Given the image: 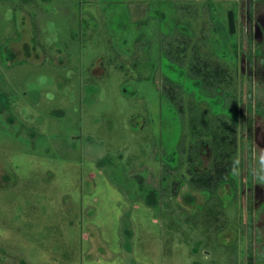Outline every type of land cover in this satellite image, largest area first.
Returning <instances> with one entry per match:
<instances>
[{
  "label": "rangeland",
  "instance_id": "374dc122",
  "mask_svg": "<svg viewBox=\"0 0 264 264\" xmlns=\"http://www.w3.org/2000/svg\"><path fill=\"white\" fill-rule=\"evenodd\" d=\"M260 62L264 0H0V264H264Z\"/></svg>",
  "mask_w": 264,
  "mask_h": 264
},
{
  "label": "flooded vegetation",
  "instance_id": "af4514ba",
  "mask_svg": "<svg viewBox=\"0 0 264 264\" xmlns=\"http://www.w3.org/2000/svg\"><path fill=\"white\" fill-rule=\"evenodd\" d=\"M256 53L259 51L260 52V48H257L256 50ZM248 64H250V61H248ZM251 65V64H250ZM253 66H255L256 68V62H255V65L254 63H252ZM258 66H261V69L262 72H264V64H262V62H260V64L257 65V70H258ZM254 68V69H255ZM256 73V72H255ZM249 110L251 111V108L249 107ZM253 113L254 115H256L259 119H264V106L261 104V102H256L253 106ZM249 128H251V124H249ZM256 157V155H255ZM261 160L260 159H257L256 158V167H257V172L259 169L263 171V164L260 162ZM260 171V170H259ZM258 175L259 172H258ZM258 179V177H257ZM257 179H254L253 181L248 179L247 181L245 182H242L241 184H245L243 187L241 186L239 189H241L239 195H238V199H240V195H242V200L244 199L246 202H247V207H246V216H247V223H246V226H247V229H246V232H247V236L248 234H250V228L252 227V219H256L258 218L259 216H264L263 215V212H264V183L257 180ZM227 182H224V184L222 183L220 185V187L223 189V190H226V191H229L232 186L227 183ZM216 186V185H215ZM207 187H213V188H216L214 187V184H211V186H207ZM238 188V186L236 187ZM241 200V199H240ZM242 210V208H241ZM240 213V216H238V221L240 222V227L241 229L244 227L243 224L241 223V220H242V215H241V212ZM253 217V218H251ZM246 228V227H245ZM251 239V237L249 238L248 237V240ZM259 236L257 237V242L259 241ZM264 243V241H263ZM261 255L260 254L258 256L257 254V257H258V260L257 262L259 264H263L262 261H261ZM263 256V255H262Z\"/></svg>",
  "mask_w": 264,
  "mask_h": 264
},
{
  "label": "water",
  "instance_id": "95a60500",
  "mask_svg": "<svg viewBox=\"0 0 264 264\" xmlns=\"http://www.w3.org/2000/svg\"><path fill=\"white\" fill-rule=\"evenodd\" d=\"M227 20H228V30L231 33H234L235 30V24H234V19H233V12L231 10H229L227 12Z\"/></svg>",
  "mask_w": 264,
  "mask_h": 264
},
{
  "label": "trees",
  "instance_id": "16d2710c",
  "mask_svg": "<svg viewBox=\"0 0 264 264\" xmlns=\"http://www.w3.org/2000/svg\"><path fill=\"white\" fill-rule=\"evenodd\" d=\"M147 205H148V206H152L153 204H151V203H147Z\"/></svg>",
  "mask_w": 264,
  "mask_h": 264
}]
</instances>
